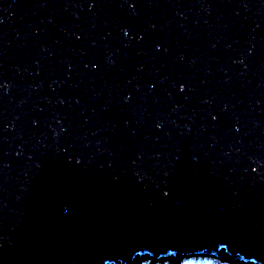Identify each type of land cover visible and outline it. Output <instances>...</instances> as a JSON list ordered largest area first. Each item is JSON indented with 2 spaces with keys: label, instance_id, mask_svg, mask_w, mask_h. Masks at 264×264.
<instances>
[{
  "label": "water",
  "instance_id": "water-1",
  "mask_svg": "<svg viewBox=\"0 0 264 264\" xmlns=\"http://www.w3.org/2000/svg\"><path fill=\"white\" fill-rule=\"evenodd\" d=\"M264 264V0H0V264Z\"/></svg>",
  "mask_w": 264,
  "mask_h": 264
},
{
  "label": "rangeland",
  "instance_id": "rangeland-1",
  "mask_svg": "<svg viewBox=\"0 0 264 264\" xmlns=\"http://www.w3.org/2000/svg\"><path fill=\"white\" fill-rule=\"evenodd\" d=\"M220 252L222 254H217L220 258L215 255L217 260H220V262L227 263V264H235V262H233V258H232L233 254H229V253L225 252V250L224 251L220 250ZM149 256H152V255H149ZM138 258L137 257L135 258L134 264L144 263V261H147V262L152 261V260L148 259V257L146 255H143L140 259H138ZM151 258H153V260L156 261V259L154 257H151ZM237 259L238 258H235V260H237ZM161 261H165V258H164V260H161ZM242 262H243V264H258L253 259H248V260L243 259ZM165 263H167V261ZM112 264H114V263H112ZM117 264H122V262L119 261ZM236 264H240V263L237 262Z\"/></svg>",
  "mask_w": 264,
  "mask_h": 264
},
{
  "label": "bare ground",
  "instance_id": "bare-ground-1",
  "mask_svg": "<svg viewBox=\"0 0 264 264\" xmlns=\"http://www.w3.org/2000/svg\"><path fill=\"white\" fill-rule=\"evenodd\" d=\"M148 257V259H150V260H152V261H150V263H154L155 261L153 260V258H151V257H149V256H147ZM233 258V257H232ZM236 260L233 258V262H235ZM258 261V260H257ZM257 261H256V263H257ZM125 264H127V263H125Z\"/></svg>",
  "mask_w": 264,
  "mask_h": 264
},
{
  "label": "clouds",
  "instance_id": "clouds-1",
  "mask_svg": "<svg viewBox=\"0 0 264 264\" xmlns=\"http://www.w3.org/2000/svg\"><path fill=\"white\" fill-rule=\"evenodd\" d=\"M196 254H201V253H196ZM206 254V253H205ZM212 254H215V253H212ZM190 255V254H189ZM187 256V255H186ZM237 262H239L240 264H243V262H242V259H237L236 261H235V263H237Z\"/></svg>",
  "mask_w": 264,
  "mask_h": 264
}]
</instances>
